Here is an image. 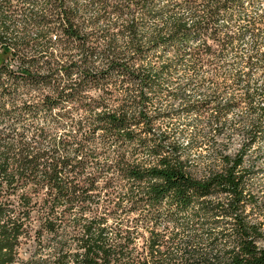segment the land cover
Returning <instances> with one entry per match:
<instances>
[{"label":"trees","instance_id":"1","mask_svg":"<svg viewBox=\"0 0 264 264\" xmlns=\"http://www.w3.org/2000/svg\"><path fill=\"white\" fill-rule=\"evenodd\" d=\"M246 1L0 0V264H264L259 122L202 165L169 122L194 112L219 134L242 102L264 118L248 89L186 91L243 31L262 32Z\"/></svg>","mask_w":264,"mask_h":264},{"label":"rangeland","instance_id":"2","mask_svg":"<svg viewBox=\"0 0 264 264\" xmlns=\"http://www.w3.org/2000/svg\"><path fill=\"white\" fill-rule=\"evenodd\" d=\"M244 5L247 4L243 0ZM250 14L264 13V0H256L253 7H249ZM222 18V17H221ZM238 25L243 23L242 17H237ZM236 22V23H237ZM235 23V24H236ZM237 25L233 27H223V31H239ZM241 29V28H240ZM198 41L197 37L190 41L194 45ZM257 50L261 54V59L247 58L252 51ZM190 72L187 65L181 64L176 66L175 73L171 76L172 81H185L187 73ZM171 74V73H170ZM213 74V75H212ZM212 74L210 70L202 67L198 71L197 85L186 89L194 99L201 98L209 91V85L212 82L219 83V96L228 98L229 94L235 98H242L245 89L252 91L251 104L253 108L260 107L263 100L264 91V28L255 39L249 31H243L238 40H234L219 55L216 60V71ZM164 86H169L166 80L162 81ZM177 102H173L176 106ZM244 102L237 106H232L223 116L225 127L222 132L216 134L215 123H205L203 120H196L194 112L184 113L176 111L171 117L170 123L174 129L175 137L185 147L187 155L194 160H198L200 165L209 160L211 151L216 144L227 143V150L233 152L244 139V133L248 131L253 121L259 122L261 132L255 135L251 143V158L253 170L250 178L252 192L257 196L262 217L264 218V118L257 116L256 111H250L245 107ZM255 123V122H254ZM192 137L195 142L189 146ZM263 243V242H262Z\"/></svg>","mask_w":264,"mask_h":264}]
</instances>
